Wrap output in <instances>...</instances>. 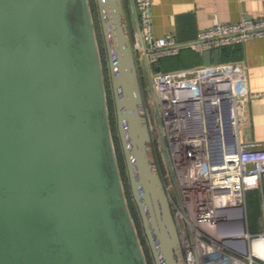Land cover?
<instances>
[{
	"label": "water",
	"instance_id": "1",
	"mask_svg": "<svg viewBox=\"0 0 264 264\" xmlns=\"http://www.w3.org/2000/svg\"><path fill=\"white\" fill-rule=\"evenodd\" d=\"M131 194L155 264H186L125 0H96ZM176 196L136 0L128 3ZM221 49L203 52L219 63ZM90 0H0V264H148L127 201Z\"/></svg>",
	"mask_w": 264,
	"mask_h": 264
},
{
	"label": "built area",
	"instance_id": "2",
	"mask_svg": "<svg viewBox=\"0 0 264 264\" xmlns=\"http://www.w3.org/2000/svg\"><path fill=\"white\" fill-rule=\"evenodd\" d=\"M136 3L184 208L166 164L151 94L147 103L150 128L165 166L163 175L186 264H264V144L242 138L247 107L259 96L250 90L247 69L235 61L156 69L163 57L186 46L203 53L264 37V15L243 13L237 21H220L182 41L173 32L156 36L152 0ZM134 46L140 72L146 73L137 31ZM253 189L260 195L259 229H252L249 217V191Z\"/></svg>",
	"mask_w": 264,
	"mask_h": 264
},
{
	"label": "crops",
	"instance_id": "3",
	"mask_svg": "<svg viewBox=\"0 0 264 264\" xmlns=\"http://www.w3.org/2000/svg\"><path fill=\"white\" fill-rule=\"evenodd\" d=\"M152 12L156 36L173 32L178 39L188 41L195 38L200 29L220 21H237L243 13L263 16L264 0H152ZM132 21L136 30L133 14ZM220 61L240 62L247 69L250 90L259 96L247 107L242 138L264 144V37L225 46ZM199 64H204L203 53L191 46L160 60L165 71Z\"/></svg>",
	"mask_w": 264,
	"mask_h": 264
},
{
	"label": "rangeland",
	"instance_id": "4",
	"mask_svg": "<svg viewBox=\"0 0 264 264\" xmlns=\"http://www.w3.org/2000/svg\"><path fill=\"white\" fill-rule=\"evenodd\" d=\"M90 5H91V9H92V14L94 17L96 35L98 38V43H99V48H100V55H101V60H102L104 81H105L106 94H107V102H108V108H109L108 111H109V115H110V122H111V128H112V133H113V138H114V143H115V148H116V155L118 157V161H119V165H120V170H121V174H122V179H123V183H124L127 201H128L129 206H130L132 215L134 217L136 228L139 232L142 247H143V250L145 252L148 264H155V261H153V258L151 257V252H149L150 248H149L148 241H147L145 234H144V230H143V226H142V222H141L139 212L137 209H135L136 207H135V203H134L133 198L131 196H129L128 192H127L123 167H122V164H121L120 159H119V153H121V152L119 151L120 149L118 147V142H117L118 134H117L116 118H115V114H114V104L112 101L113 96H112L111 81H110V76H109L107 55H106L104 40H103V36H102L101 25L98 22L99 17L97 18L98 13H97V7H96L97 6L96 0H90ZM131 25H132L131 28H132V32H133V37L135 39L136 30L134 28L132 20H131ZM141 75H142L141 76L142 82L144 83V92H145V95H147L146 102L149 104V99H150L149 83H148V78H147V75H146L144 69H142ZM114 118H115V120H114ZM257 192L258 191L255 189L249 191V217H250V220L258 223L261 221L262 211H261L260 199H257ZM258 203H259V205H258Z\"/></svg>",
	"mask_w": 264,
	"mask_h": 264
},
{
	"label": "trees",
	"instance_id": "5",
	"mask_svg": "<svg viewBox=\"0 0 264 264\" xmlns=\"http://www.w3.org/2000/svg\"><path fill=\"white\" fill-rule=\"evenodd\" d=\"M125 3H126V7H127V12H128V16H129V21H130V25H131V20H132V13H131V9L128 5L129 3V0H125ZM97 7V6H96ZM98 13V11H97ZM99 16H97L98 18ZM98 22L100 24V21H99V18H98ZM132 26V25H131ZM132 29V28H131ZM133 33V32H132ZM225 48V46H224ZM223 47L221 48V51L224 49ZM156 69H163V67L160 66V63L159 65H157ZM142 73V72H141ZM143 83V82H142ZM143 87H144V83H143ZM113 96V95H112ZM145 98L147 99V95H145ZM113 101V100H112ZM113 104H114V101H113ZM114 114H115V118H116V113H115V107H114ZM114 118V120H115ZM118 134V132H117ZM117 142H118V147H119V151L121 153H119V159H120V162L122 164V167H123V172H124V177H125V184H126V187H127V192H128V195L132 197V194H131V190H130V184H129V179H128V174H127V170H126V164H125V160H124V156H123V151H122V147H121V143H120V139H119V136L117 138ZM159 157V163H160V166H161V169H162V172L165 173V166H164V163L162 161V158L160 156ZM133 198V197H132ZM257 199H260V195H259V192H257ZM249 202V201H248ZM259 205V203H258ZM136 207V205H135ZM137 209V207L135 208ZM138 210V209H137ZM252 221V220H251ZM251 227L252 229H259V225L257 222H254L252 221L251 223ZM149 252H151V250H149ZM151 257L153 258L152 254H151ZM154 261V259H153Z\"/></svg>",
	"mask_w": 264,
	"mask_h": 264
},
{
	"label": "bare ground",
	"instance_id": "6",
	"mask_svg": "<svg viewBox=\"0 0 264 264\" xmlns=\"http://www.w3.org/2000/svg\"><path fill=\"white\" fill-rule=\"evenodd\" d=\"M256 248H257L258 250H261V246H260L259 244H257V243H256Z\"/></svg>",
	"mask_w": 264,
	"mask_h": 264
}]
</instances>
